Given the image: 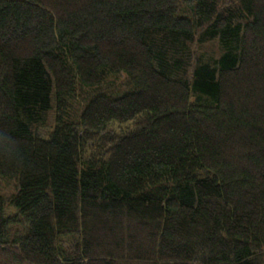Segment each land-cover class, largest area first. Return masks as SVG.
I'll list each match as a JSON object with an SVG mask.
<instances>
[{
  "label": "trees",
  "instance_id": "obj_1",
  "mask_svg": "<svg viewBox=\"0 0 264 264\" xmlns=\"http://www.w3.org/2000/svg\"><path fill=\"white\" fill-rule=\"evenodd\" d=\"M0 180V264H264V0H0Z\"/></svg>",
  "mask_w": 264,
  "mask_h": 264
},
{
  "label": "rangeland",
  "instance_id": "obj_2",
  "mask_svg": "<svg viewBox=\"0 0 264 264\" xmlns=\"http://www.w3.org/2000/svg\"><path fill=\"white\" fill-rule=\"evenodd\" d=\"M15 188V184L14 183H4L3 181L0 180V191H2L4 194L9 195ZM7 216L10 217L11 219H14L15 213L18 212V210L14 207L9 208V206H7Z\"/></svg>",
  "mask_w": 264,
  "mask_h": 264
}]
</instances>
